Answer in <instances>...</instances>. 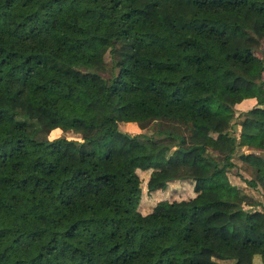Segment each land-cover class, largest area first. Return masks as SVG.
<instances>
[{
  "label": "trees",
  "instance_id": "trees-1",
  "mask_svg": "<svg viewBox=\"0 0 264 264\" xmlns=\"http://www.w3.org/2000/svg\"><path fill=\"white\" fill-rule=\"evenodd\" d=\"M262 41L264 0H0V264H264Z\"/></svg>",
  "mask_w": 264,
  "mask_h": 264
},
{
  "label": "rangeland",
  "instance_id": "rangeland-1",
  "mask_svg": "<svg viewBox=\"0 0 264 264\" xmlns=\"http://www.w3.org/2000/svg\"><path fill=\"white\" fill-rule=\"evenodd\" d=\"M247 2L252 1H260V0H246ZM259 56H264V41L258 42L254 51ZM264 78V74H263ZM119 128L121 130L130 132V133H136V132H148L146 129H141L137 124L135 123H119ZM64 134L67 137H77L75 133L72 132H62V131H54L50 133L49 137H54L56 135ZM236 163H238V159L235 158ZM239 168V169H238ZM237 170L241 172L243 176L247 175V172L243 170L242 167H238ZM148 171L144 170H136L133 172V174L128 173L129 175H135L137 179V185L131 190V192L127 193V197L129 199L130 206H132L134 209L144 213L147 211H151L157 206H163L166 208L168 206V202L172 200H181V199H188L189 197L194 196V192L188 185L179 184L176 186V188L167 190L166 192H162L159 195H156L154 197V194H151L146 189V181L148 179ZM229 177L231 178V181L238 182L239 184L245 183L242 181V179L236 175V170H231L229 173ZM184 187V188H183ZM137 188V189H136ZM248 192L251 191L248 188H245ZM253 195L260 199L262 202H264V194L260 193L259 191H251Z\"/></svg>",
  "mask_w": 264,
  "mask_h": 264
}]
</instances>
